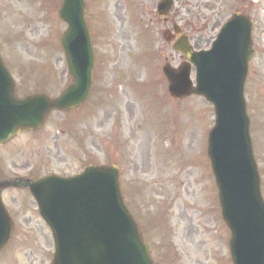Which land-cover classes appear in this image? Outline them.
<instances>
[{"label": "rangeland", "instance_id": "rangeland-1", "mask_svg": "<svg viewBox=\"0 0 264 264\" xmlns=\"http://www.w3.org/2000/svg\"><path fill=\"white\" fill-rule=\"evenodd\" d=\"M159 1L84 0L95 53L91 95L77 111L53 112L38 132H21L0 145V179L11 170L71 175L86 165L114 163L121 169L126 205L157 264H231L229 232L205 155L212 107L198 97L170 98L161 72L167 63L177 68L185 61L163 32L195 8L199 11L201 6L194 4L200 1L190 0L192 6L175 2L167 23L157 15ZM61 3L0 0V56L18 96L43 89L54 96L60 84L71 80L60 45L66 29L58 15ZM235 11L253 22L255 56L245 98L264 197V0H234ZM217 33L195 34L190 43L195 50L207 49ZM2 200L14 230L0 264H51V235L28 192L6 189ZM160 210L167 228L161 222L154 235L145 218Z\"/></svg>", "mask_w": 264, "mask_h": 264}, {"label": "water", "instance_id": "water-1", "mask_svg": "<svg viewBox=\"0 0 264 264\" xmlns=\"http://www.w3.org/2000/svg\"><path fill=\"white\" fill-rule=\"evenodd\" d=\"M170 5V1L161 2L160 15ZM84 12L82 0H63L59 10L67 24L61 46L74 81L60 98L14 99L12 80L0 60V144L20 129L39 128L50 110L74 108L88 97L94 54ZM251 44V23L235 14L210 51L192 53L184 37L172 46L196 67V88L189 80V64L177 71L168 66L163 69L172 96L193 93L214 104L216 118L209 133L208 157L222 217L231 231L232 264H264V202L243 101L253 56ZM30 190L52 228L53 264H153L148 245L141 242L122 203L116 167H88L73 179L40 180ZM10 233L11 223L0 205V249Z\"/></svg>", "mask_w": 264, "mask_h": 264}, {"label": "flooded vegetation", "instance_id": "flooded-vegetation-1", "mask_svg": "<svg viewBox=\"0 0 264 264\" xmlns=\"http://www.w3.org/2000/svg\"><path fill=\"white\" fill-rule=\"evenodd\" d=\"M184 1V0H177ZM200 2L204 1L203 4L197 2L194 6H201V9L198 11L195 8V12L192 15L187 16L185 21L187 24L193 21L202 22L205 24L204 29L206 27H210L215 22H220L222 19H225L226 15L229 12V17L234 13V0H199ZM192 6L190 0H186L185 4ZM192 28V32L190 36H192L193 32L196 31V26H187ZM0 181H10L9 179H3Z\"/></svg>", "mask_w": 264, "mask_h": 264}]
</instances>
